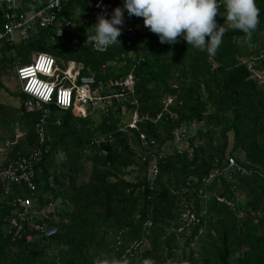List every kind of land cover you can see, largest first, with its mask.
I'll list each match as a JSON object with an SVG mask.
<instances>
[{
  "label": "trees",
  "instance_id": "1",
  "mask_svg": "<svg viewBox=\"0 0 264 264\" xmlns=\"http://www.w3.org/2000/svg\"><path fill=\"white\" fill-rule=\"evenodd\" d=\"M19 2L20 13L36 12L46 3ZM256 4L260 23L248 42L221 16V2L216 22L226 31L214 56L182 38L174 45L161 44L142 18L129 17L127 11L124 20L132 30L122 33L120 45L98 52L85 42L104 12L95 7V0L63 5L72 25L62 37L47 26L28 40L9 42L6 34L0 38V91L4 75L15 69L16 76L17 67L43 53L57 64L61 59L78 64L80 76L93 77L106 98L103 107H90L86 117L51 106L41 146L34 129L40 113L22 107L26 97L21 86L18 106L0 102V123L10 125L8 130L0 128V144L12 138L16 124L23 132L7 161L42 150L33 190L24 182L0 180V264H93L104 256L125 257L130 264H264V85L250 79L242 62L264 53V0ZM105 7L113 12L123 8V2H105ZM4 23L0 9V31ZM257 62L264 70V59ZM128 75L134 78V95L125 93L117 101L125 90L109 82L121 83ZM133 98L137 105L131 103ZM167 98L172 105L165 111L162 101ZM134 111L139 117L136 129L124 119ZM159 113L163 115L157 120ZM193 121L197 126L192 135L188 125ZM176 128H186L180 152L173 144ZM150 151L162 155L157 177L148 174ZM228 157L243 163L246 173L226 169ZM213 169L220 174L204 186L202 178ZM19 197L30 199L31 214L17 231L10 227V218ZM185 202H192L204 226L200 236L195 229L176 232ZM48 206L52 212L45 213ZM43 222L55 226L56 234L44 237L33 229ZM133 240L142 245L126 255Z\"/></svg>",
  "mask_w": 264,
  "mask_h": 264
},
{
  "label": "built area",
  "instance_id": "2",
  "mask_svg": "<svg viewBox=\"0 0 264 264\" xmlns=\"http://www.w3.org/2000/svg\"><path fill=\"white\" fill-rule=\"evenodd\" d=\"M44 6L39 8L33 13H20L18 6L19 0H0V9L5 14V23L3 24V31H0V38L4 34L8 35L9 42H17L18 40H28L39 35V28L53 26L55 28V37H62L65 29L71 27L72 22L63 15V5L70 3L71 0H45ZM115 0H95V7L102 8L106 12L108 19L111 18L112 11L105 7V2L113 4ZM123 2V0H119ZM132 28L126 25L125 20L121 28L122 33L131 31ZM88 45L96 50L93 43L85 41ZM98 51V50H96ZM100 52V51H98ZM51 57V61L49 60ZM264 53H260L258 57L253 55L248 56L242 62L246 65L250 79L254 80L258 85H264V70L257 68V60H263ZM81 67L74 63L69 62L64 69H61L56 63L55 59L50 55L42 56L35 54L32 56L31 62L16 68V79L21 85V91L26 97L23 100V108L26 112L37 111L40 113V118L35 122V132L38 135L39 146L42 145L44 140V129L47 124V119L51 114V106H55L60 111H71L75 116L86 117L90 107L101 108L106 102L97 87H95V80L91 76H80ZM113 85L122 86L125 92L118 94L116 99L120 101L126 94L134 95V78L128 75L124 81L109 82ZM110 103V102H109ZM133 105H137V99L133 98ZM164 110L168 111V107L172 105V99L167 98L162 101ZM123 111V110H122ZM124 113V111H123ZM122 113V114H123ZM162 113L156 116V119L162 117ZM173 118L176 114L172 113ZM129 128L136 129V123L139 121L136 111L127 120ZM59 124V121H57ZM197 124L191 122L188 129L195 132ZM174 136L173 144L175 151L180 152L186 145V128L174 129L172 132ZM23 132L16 124L12 138H7L0 144V180L7 183L24 182L31 190L34 189V180L37 173L36 165L41 162L42 150L37 148L28 154L27 157L19 158L16 162L7 161L10 153V148L15 142L21 139ZM141 160L146 161L144 154L139 153ZM151 159L148 161V174L157 177L159 174L158 160L162 157H155L153 152H149ZM7 162V163H6ZM243 163H238L235 158L228 157L226 169H232L241 175L246 173V168ZM246 164H250L246 162ZM220 174L219 169H213L206 177L202 178V184L206 186L215 177ZM50 180V184H51ZM191 178L186 182V186L182 188V192H186L187 187L190 185ZM150 189L154 187L153 182L149 185ZM173 194L176 193L172 190ZM202 189L198 190V195H202ZM205 197V195H203ZM225 202L224 199H219ZM230 205V202H226ZM14 210L10 218V227L17 231L23 229V225L27 223L30 218V204L29 198L19 197L15 200ZM45 213L52 212V207H47ZM149 224V223H148ZM33 229L39 232L44 237H51L56 234L57 228L55 226L47 227L43 222L33 225ZM190 229H195L200 236L203 233L204 226L201 224L200 217L195 213L192 202H185L180 209L179 221L176 225V232L179 234H190ZM174 231V229H173ZM197 235V236H198ZM30 240V235L26 236ZM141 240H133L129 243L125 254L132 255L139 247H141Z\"/></svg>",
  "mask_w": 264,
  "mask_h": 264
},
{
  "label": "clouds",
  "instance_id": "3",
  "mask_svg": "<svg viewBox=\"0 0 264 264\" xmlns=\"http://www.w3.org/2000/svg\"><path fill=\"white\" fill-rule=\"evenodd\" d=\"M221 2L224 15L220 12ZM125 11L129 17L142 18L144 27L157 35L161 44L174 45L182 38L194 49H206L209 56L218 51L226 31L224 24L216 22L217 15L223 16L232 30L244 33L248 42L260 23L256 0H123V8H115L110 19L102 11L91 27L94 34L87 36V41L96 50L106 51L112 45H120L118 38L122 35ZM235 258H239V253ZM93 264H130V261L125 257L104 256L95 259ZM144 264L154 262L145 260Z\"/></svg>",
  "mask_w": 264,
  "mask_h": 264
},
{
  "label": "rangeland",
  "instance_id": "4",
  "mask_svg": "<svg viewBox=\"0 0 264 264\" xmlns=\"http://www.w3.org/2000/svg\"><path fill=\"white\" fill-rule=\"evenodd\" d=\"M261 39L264 38V34L261 33L260 34ZM66 59H61L58 62V65L61 69L65 68L66 65ZM3 83H4V88L0 91V102L4 103V104H11L14 106H18L19 104V99H18V93L20 92V83L18 82V80L16 79L15 76V69H13L12 74L10 76H3ZM12 94V96H11ZM125 120L127 119V115L124 116ZM10 127L9 124L7 123H0V128L2 131L4 130H8ZM1 139V138H0Z\"/></svg>",
  "mask_w": 264,
  "mask_h": 264
}]
</instances>
